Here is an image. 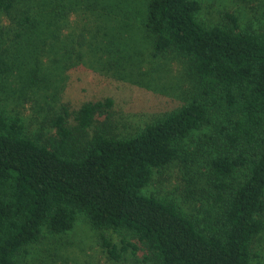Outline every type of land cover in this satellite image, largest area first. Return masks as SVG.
Returning <instances> with one entry per match:
<instances>
[{
    "label": "trees",
    "instance_id": "obj_1",
    "mask_svg": "<svg viewBox=\"0 0 264 264\" xmlns=\"http://www.w3.org/2000/svg\"><path fill=\"white\" fill-rule=\"evenodd\" d=\"M17 1L0 0V15L12 12ZM91 5L87 11L101 20L97 32L93 26L87 32L111 37L118 14L107 5L99 14ZM200 10L197 0H147L135 13L154 55L183 57L203 92L136 136L99 134L79 149L66 111L52 120L56 135L46 137L42 131L30 136L20 118L0 110V264H23L17 258L26 246L39 242L45 231L73 230L79 214L99 230L126 229L158 264H252L253 244L264 231V26L257 30L227 13V23L209 27L198 20ZM131 11L115 21L128 27ZM65 18L40 21L39 27L62 31L69 27L60 26ZM81 37L85 43L68 44L65 53L73 55L80 46L81 59L87 48L102 62L111 51L100 42L88 44L84 33ZM5 70L1 62L0 79ZM43 70L39 63L35 71ZM111 104L83 106L79 130L89 128L95 114ZM222 115L225 119L218 120ZM213 124L218 125V153L210 166L219 208L211 224L203 225L176 202L146 195L144 189L155 172L179 158L186 140ZM101 242L116 261L135 249L127 241L118 247L104 234Z\"/></svg>",
    "mask_w": 264,
    "mask_h": 264
},
{
    "label": "rangeland",
    "instance_id": "obj_2",
    "mask_svg": "<svg viewBox=\"0 0 264 264\" xmlns=\"http://www.w3.org/2000/svg\"><path fill=\"white\" fill-rule=\"evenodd\" d=\"M146 1L18 0L12 12L0 15V64L5 62L8 68L0 79V110L20 118L30 136L42 131L46 137L56 135L52 120L66 111L67 127L74 131L75 146L82 149L99 134L132 138L148 125L201 98L203 92L183 57L154 55L151 39L143 34L139 21L134 19ZM197 1L201 4L198 20L205 26L227 23V13L239 16L243 25L257 30L264 26V0ZM90 4L97 7L99 14L107 5L109 11H116L119 19L132 10L129 26L125 28L113 17L111 37L101 34L99 38L92 37L87 30L93 26L97 32L101 19L87 11ZM50 9L57 14L50 16L47 13ZM43 11L46 12L38 15ZM64 15L68 18L60 26L68 24L69 27L62 31L55 26L39 27L40 21L46 23L50 18L57 21ZM82 33L88 44L100 42L111 50L102 62L89 54L87 48H82L85 52L81 59L77 52L80 46L73 55L65 53L64 46L85 43ZM39 63L44 70L37 73ZM36 75H40L38 80L34 79ZM108 100L111 106L98 111L91 126L80 131L77 117L82 107L98 102L107 104ZM224 119L223 115L218 118ZM217 127L207 126L204 134L197 132L186 140L179 158L155 172L144 189L146 195L176 202L184 213L203 225L211 224L219 208L210 166L218 153ZM102 234L118 247L127 241L135 249L129 248L120 261L110 259L102 246ZM252 252V264H264V231L255 240ZM17 259L23 264H158L147 245L129 231L99 230L84 214L78 215L74 229L65 234L45 231L42 239L26 246Z\"/></svg>",
    "mask_w": 264,
    "mask_h": 264
}]
</instances>
